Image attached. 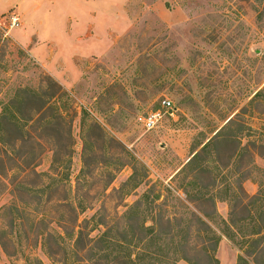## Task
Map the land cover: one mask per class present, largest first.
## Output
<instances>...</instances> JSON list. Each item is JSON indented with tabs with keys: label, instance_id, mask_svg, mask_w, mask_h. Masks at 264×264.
Here are the masks:
<instances>
[{
	"label": "rangeland",
	"instance_id": "rangeland-1",
	"mask_svg": "<svg viewBox=\"0 0 264 264\" xmlns=\"http://www.w3.org/2000/svg\"><path fill=\"white\" fill-rule=\"evenodd\" d=\"M164 99L173 115L147 131ZM230 119L247 154L228 142L201 163L233 187L241 176L253 196L264 184V0H0V264H112L102 232L214 214L183 192L182 203L151 196L147 211L151 186L196 178L224 230L226 182L212 187L194 165L178 173ZM80 230L75 248L58 245ZM246 250L223 236L216 258L239 264Z\"/></svg>",
	"mask_w": 264,
	"mask_h": 264
},
{
	"label": "trees",
	"instance_id": "trees-1",
	"mask_svg": "<svg viewBox=\"0 0 264 264\" xmlns=\"http://www.w3.org/2000/svg\"><path fill=\"white\" fill-rule=\"evenodd\" d=\"M260 93L258 92L255 97L258 98ZM5 110H8V107L4 108ZM235 124V121L230 119L222 130L216 134L215 138L204 145L200 152L195 153L178 174H183L187 167L194 165L198 167L197 169H200L197 176L208 175L212 187L216 185L219 178L222 179V183H225L227 180L225 176H221L223 174L220 170L203 166L201 162L211 156L215 157L213 153L210 156L209 152L212 150L218 151V156L219 148L228 142H233L238 147L233 154L235 157L241 159L243 154H247V150L241 147L238 137L232 138L231 134H227V130H231ZM1 145H8L3 138H0ZM198 179L196 178L193 182H190L188 186H180L177 189L164 187L159 193L156 192V186H151L143 194V198L146 199V209L150 211L152 204L149 200L153 195L155 200H159L164 192L175 198L177 197L176 199L182 203L183 200L178 194L183 192L186 202L193 203L201 200L211 202L214 214H203L201 211L195 210L190 211L191 215L187 218L176 217L167 220L163 218H152L151 220L143 218L138 225H129L130 231L128 229L118 237L109 236L107 232H102L97 241L102 242V251L111 249L110 255L113 257L110 260L111 263L177 264L180 261H186L189 264H219L216 251L222 237L225 236L236 244L241 252L242 249L247 248V257L240 256L239 264H252L249 257L259 250L261 253L264 252V184H260V189L256 195L249 196L244 189L241 176L237 180V187H233L232 184L226 182L227 185L221 189L227 197L225 201L231 204L232 211L230 212L229 221H221L225 226L223 230L216 222L217 197L209 196L207 198L209 193L206 190L210 186L205 187V189L202 188L203 186L199 184ZM188 187L195 190L190 192ZM142 206L143 203L139 201L132 210L135 212ZM83 236L84 233L81 230L76 235L75 232L71 235L65 234V236L58 234L57 240L61 241L58 245L62 246L63 243L66 244L68 241H72L75 248L81 242ZM236 237L239 238V241L236 240ZM107 258H109V255H107ZM93 259L95 260V258ZM261 260L264 264V255ZM255 262L259 263V260H254Z\"/></svg>",
	"mask_w": 264,
	"mask_h": 264
},
{
	"label": "built area",
	"instance_id": "built-area-1",
	"mask_svg": "<svg viewBox=\"0 0 264 264\" xmlns=\"http://www.w3.org/2000/svg\"><path fill=\"white\" fill-rule=\"evenodd\" d=\"M18 18L13 19L14 25L18 22ZM173 103L169 99H164L161 102V109L148 114L144 119V127L147 131H152L156 129L159 123L163 120L166 115H173Z\"/></svg>",
	"mask_w": 264,
	"mask_h": 264
}]
</instances>
